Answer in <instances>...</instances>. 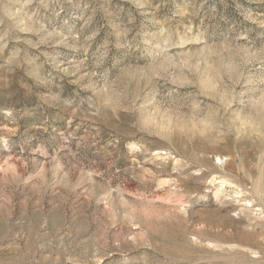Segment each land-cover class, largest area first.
Listing matches in <instances>:
<instances>
[{"label": "rangeland", "instance_id": "obj_1", "mask_svg": "<svg viewBox=\"0 0 264 264\" xmlns=\"http://www.w3.org/2000/svg\"><path fill=\"white\" fill-rule=\"evenodd\" d=\"M0 264H264V0H0Z\"/></svg>", "mask_w": 264, "mask_h": 264}]
</instances>
